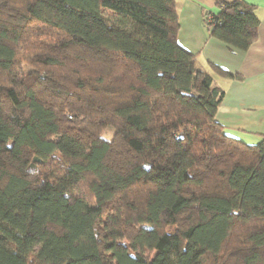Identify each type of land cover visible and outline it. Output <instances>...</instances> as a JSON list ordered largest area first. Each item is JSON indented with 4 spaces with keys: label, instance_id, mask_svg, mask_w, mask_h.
Instances as JSON below:
<instances>
[{
    "label": "trees",
    "instance_id": "obj_1",
    "mask_svg": "<svg viewBox=\"0 0 264 264\" xmlns=\"http://www.w3.org/2000/svg\"><path fill=\"white\" fill-rule=\"evenodd\" d=\"M217 7L248 50L254 7ZM178 32L175 0H0V264H264V136Z\"/></svg>",
    "mask_w": 264,
    "mask_h": 264
},
{
    "label": "crops",
    "instance_id": "obj_2",
    "mask_svg": "<svg viewBox=\"0 0 264 264\" xmlns=\"http://www.w3.org/2000/svg\"><path fill=\"white\" fill-rule=\"evenodd\" d=\"M179 18L180 46L197 54L200 66L210 72L214 65L228 76L212 75L224 91L216 121L225 134L247 144L264 136V0H243L254 7L259 20L258 38L241 52L208 36L205 13H217L218 4L233 0H175Z\"/></svg>",
    "mask_w": 264,
    "mask_h": 264
},
{
    "label": "rangeland",
    "instance_id": "obj_3",
    "mask_svg": "<svg viewBox=\"0 0 264 264\" xmlns=\"http://www.w3.org/2000/svg\"><path fill=\"white\" fill-rule=\"evenodd\" d=\"M18 1H19V0H18ZM32 27H35V29H39L38 34H42L43 37L45 36L46 29L43 28L41 25H37V27H36L35 24H33ZM43 37H42V38H43ZM36 39H38V36L36 37ZM19 61H20V60H19ZM22 70L24 71V77H25L28 73L31 72V68H30V67H27V66L25 65V63H24V66H22ZM112 134H113V131H112L110 128H107V129H105V131L103 132L102 137H103L104 139H107V140H108V139L111 138ZM168 231H169V232H173V231H174V228H173V227H170Z\"/></svg>",
    "mask_w": 264,
    "mask_h": 264
},
{
    "label": "built area",
    "instance_id": "obj_4",
    "mask_svg": "<svg viewBox=\"0 0 264 264\" xmlns=\"http://www.w3.org/2000/svg\"><path fill=\"white\" fill-rule=\"evenodd\" d=\"M214 13H211V12H208L206 13L205 15V20L208 22V23H211L213 26L214 25H218L220 24L219 21H217L213 15Z\"/></svg>",
    "mask_w": 264,
    "mask_h": 264
}]
</instances>
